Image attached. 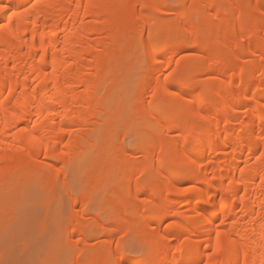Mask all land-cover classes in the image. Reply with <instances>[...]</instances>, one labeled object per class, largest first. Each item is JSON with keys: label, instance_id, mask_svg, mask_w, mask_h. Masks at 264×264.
<instances>
[{"label": "bare ground", "instance_id": "obj_1", "mask_svg": "<svg viewBox=\"0 0 264 264\" xmlns=\"http://www.w3.org/2000/svg\"><path fill=\"white\" fill-rule=\"evenodd\" d=\"M246 1H232L233 16L226 8L223 11L218 0H181L177 6L173 1L171 5V0H120L122 7L115 13L107 9L110 0H0V186L9 190L16 185L11 177L14 172L60 183L56 164L68 156L76 160L65 143L69 141V146L79 151L73 149L75 154L85 152L95 120L102 122L109 114V110L104 111L107 106L102 89L118 87L122 70L117 73V61L123 62L125 54H130L125 50L129 47L123 46L138 39L148 49L151 70L143 80L136 78L135 84L142 85L136 103L145 102L149 93L151 103L145 107L144 120L139 107L134 116L142 118L147 128L143 126L134 136L129 150L125 147L127 138L133 139L128 137L130 133L114 137L112 160L124 156L118 166L122 173L111 217L123 210L125 198L129 201L124 207L126 218L111 221L106 232L147 214L146 232L140 239L147 247L144 258L119 253L116 264H264V0ZM251 2L258 16H241L243 7ZM138 3L142 13L151 7L156 20L146 14L135 16ZM202 5L203 11L199 8ZM164 15L174 17L169 28L188 26L190 38L177 40L179 43L175 39L177 43L165 46L169 37L160 23ZM143 19L141 32L129 35ZM232 20L236 26L227 31ZM256 22L261 24L255 27ZM196 46V56H182ZM213 49L212 65H200L197 59ZM226 55H232L230 62L225 61ZM254 55L258 61L252 62ZM235 61L240 62L237 69ZM196 63L191 75L194 79L211 75L189 94L183 89L191 88L192 77L184 72ZM162 98L165 108L157 104ZM180 120L186 121L185 125L176 124ZM179 129L183 130L181 139L172 140ZM102 132L109 140L110 131ZM139 154L143 169L135 161ZM42 157L45 161L39 162ZM155 165H159V172L152 177ZM111 173L110 169L104 175L107 185ZM188 180L196 183L192 190L184 188ZM96 183H88L90 188L80 197L73 195V203L88 204ZM146 193L149 197L144 201ZM160 199L163 203L159 205ZM84 207L73 228L80 236L79 246L89 236L80 220L87 214ZM168 218H175L170 229L158 233L157 223ZM174 236L179 245H172L177 247L172 252ZM63 245L60 251L70 247ZM79 246L73 264H82L84 250ZM118 247L123 244L113 249ZM110 252L98 255L99 260Z\"/></svg>", "mask_w": 264, "mask_h": 264}, {"label": "rangeland", "instance_id": "obj_2", "mask_svg": "<svg viewBox=\"0 0 264 264\" xmlns=\"http://www.w3.org/2000/svg\"><path fill=\"white\" fill-rule=\"evenodd\" d=\"M110 1H111L110 4L107 5L108 11L114 13L118 12L122 7V3L120 2V0H110ZM172 1L174 2L175 5L172 4L173 3ZM180 1L181 0H171L170 3L171 5L177 6L176 4L179 3ZM232 1L233 0H230L229 3V0H218V3H221V5L223 6V11L226 8L225 11L227 13L229 12L233 16H235L236 15L235 10H233L230 5ZM241 1L245 2L246 0H241ZM138 4L136 5L135 8V16L146 14L145 17H147L148 15L150 16V18L156 20L157 15L155 12H153L151 7L144 10L142 13L140 4L139 6ZM253 4L254 3L244 6L240 12L241 16H252V17L258 16L256 12L257 8L255 7V4L254 5ZM252 5L253 8L251 7ZM199 8L202 11L204 10L203 5L200 6ZM211 13L214 14L213 11ZM224 16L225 15H223V17L222 16L220 17L225 19ZM161 18H160V23L162 24V29L165 31V35L169 37V40L164 41L165 46L171 47L173 44H175L177 40L181 42L190 38L187 33L189 29L188 26H185V28H180V29L169 28L167 25L169 21L174 17H170L169 15H164ZM144 22L145 19L141 20L140 23L136 24L132 30L128 31V34L133 36L134 34L140 33L143 28ZM253 23L255 24V21ZM256 24H257L256 26L254 25L255 27L259 26L261 22L260 23L256 22ZM230 26H231L230 28L227 27L228 29V30L226 29L227 31L231 30V28H234V26H236V20H232ZM214 30L215 29L213 26L210 37L214 34ZM255 39L256 38H252L253 43H257L258 40ZM136 40H137L135 41L136 44L133 43L134 40H130L131 42L129 41V43L127 42V45L123 46V47H129L126 48L125 50L126 51L128 50L130 54L129 53L125 54L124 57L126 58L125 60L123 59V62L122 60L117 61L116 64L117 65L116 71H118L117 73L119 74L120 71L122 70L121 71L122 74L120 73L118 79L119 81L118 87L116 89L113 86L108 89L106 88H103L104 90L102 89L101 97L102 98L106 97V99H104V101L106 100L104 102V106H107V108L103 106V109L105 108L106 110L104 111L107 112L109 110L108 112L109 114L103 117L102 119L104 125L102 122L99 121V119L95 120L94 122L95 124H93L92 126V131L89 138L90 144L87 145L85 144L87 148H83L85 152L83 151L82 154H75L74 151L75 152L77 151L78 153L79 151L76 148L70 147L68 143L69 141L66 139L68 141L67 143H65L66 145H68L67 149L72 151V153L74 154L73 158L74 159L76 158V160L71 159L72 160L71 162L70 160L71 156H68L67 160H66L67 157H65V160L56 164L55 170L56 171L60 170L59 172L61 173L60 179L61 178L62 179L60 180V183L57 184L56 182L57 180H56L55 181L56 183L53 182L54 183L53 185L51 181L48 182L47 177L42 179L37 177L33 179L27 175L25 176H27L28 178L30 177L32 180L30 178L29 179L24 178L25 179L23 180L24 183L23 182L21 183V179H23V177L25 176L23 175L19 176L18 173L14 172L12 173L13 175H11V177L18 183V185L17 183H15V181H13V183H15L16 185H13V187L10 188L9 190H6L7 187H5V185L0 186V191H1L0 192V264H73L75 254L77 253V252L75 253L77 249L76 246H79L77 245V242L80 238L78 232L75 231L76 228L74 230L73 228L77 225L76 220L79 218L80 211L84 206H85L84 208H86L87 214L84 215L83 217H80L81 218L80 220L83 222L84 226L87 227L86 229L88 230L87 232L89 233V236L87 242L79 246L82 249L81 251L84 250L82 252L83 253V257L81 260L82 264H116L117 256L121 252H125L134 257L136 256L137 258L145 257V250L147 244L146 242H144L143 245L140 239L141 236L144 235L146 232L143 226L146 222L147 214L141 213L136 218L131 219L129 222L123 224V227L117 228L109 233L106 232V229L109 228L111 221L114 220L120 222L124 218H126L127 213L124 207L126 208L129 201V198H125L124 202L122 203L123 210L111 217V213L116 208L114 201L116 200L115 197L117 195L116 190L118 186L119 176L122 173L121 172L122 170H120L118 166L124 156L120 154L119 156L115 157V160L114 159L112 160L110 156V152L115 142L117 141V139L114 137H116L115 135L118 133H125V132L127 134L130 133L128 134V137L129 138L133 137V139L129 140L127 138V145L125 147L127 150H129L131 148L129 147L131 146L130 143L132 144L134 142L135 139L134 136H137L138 135L137 133H141L140 131L143 129V126L146 127V124L144 123L145 121H143L144 115L146 114L145 107H147L151 103L150 101L151 99H149L151 93H149V97L145 98V102H143L144 104L140 103L139 105L136 103L137 96L141 92L140 89H142L141 87L142 85L135 84L136 78L143 80L144 79L143 75L148 74L151 70V66L149 64L148 49L145 46H143L142 41L139 42L138 39ZM131 44H132V48H131ZM197 48L198 47L196 46V48L194 49H189L184 51L182 53L183 54L182 56L184 58H189V59L193 58L194 56L197 55L196 52ZM215 53H216V49H213L209 53L202 54L201 58L197 59L198 60L197 62L200 65L209 68L213 63V59H214L213 57ZM254 56L251 58V61L252 62H255V60L258 61L257 59L258 57L256 55ZM230 58L232 59V55L224 56L225 61L230 62L231 60ZM125 63L126 64L128 63L127 65L129 66L126 67L127 65L125 66ZM198 63L189 66V69L185 70L184 74L186 75L188 74L190 77H192L191 75H193L192 73L195 72ZM119 64L120 66L123 65L124 66L120 67ZM239 65L240 62L235 61L236 69L239 67ZM119 68H121V70ZM210 75H211L210 73H206L200 76V78L198 77L194 79V77H192L191 88L183 89V91L192 94L193 90H195V88H197L198 85H200L201 83H204L207 80V78L210 77ZM197 79L200 80L198 81ZM111 82L109 81L110 86L113 85L112 80ZM178 87L177 90L180 89ZM204 92L205 90L203 91V93ZM102 93L104 95H102ZM214 100H215L214 97L210 98L211 102H214ZM157 104H161L164 107L165 106L164 98H162L160 100V103ZM138 107H139V111L143 112L139 115L140 117H143V120L142 118H140L141 121L143 122H141L140 119L137 120V116H134L135 110L138 109ZM175 112L176 113L178 112V108H176ZM136 122H141V123L138 124ZM185 122L186 121L184 120H180L177 121L176 124H178L179 126H183L185 125ZM105 129H108L110 131V134H108V136L109 135L110 136L107 137L109 140L104 139L107 136V134L103 133L102 130ZM181 131L183 132V130L181 129L175 131L173 133L172 140L174 139L179 141L181 139L180 136L183 134ZM133 132H135L136 134L134 133L135 134L134 135ZM126 133L125 135L127 137ZM104 134L106 136H103ZM101 144L104 145L102 146L103 147L102 149L100 148ZM73 149L75 150L73 151ZM86 149L88 152L86 151ZM95 154H97L98 156L97 155L95 156ZM75 155L77 157H75ZM139 155L140 157H137L135 161L138 164L139 169H143L141 168L144 167L142 154ZM69 160L71 162V165H69L70 164ZM42 161L43 162L45 161L43 157L39 159V162ZM108 162L109 163L111 162V164H109ZM76 163H78L79 165ZM113 163L115 166L113 165ZM109 165H111L110 166L111 168L109 167ZM107 166L112 170V173L110 175L111 182L109 185L105 184L106 181L104 182L105 173L110 171V169ZM155 166L153 167L154 170H152V172L154 173V174L152 173L153 175L152 177H156L159 172V165H155ZM44 170L45 172H47L46 168ZM1 175L3 176L2 172ZM17 177L18 179L19 178L20 179L18 180ZM96 180L98 181V183H96L97 184L95 186L96 191L94 190L93 192L95 195L93 194L91 201L88 202V204L86 205L80 202L74 204L72 196L74 195L75 197L77 196L80 197L79 195H81L83 192H86L90 188L91 181L96 182ZM67 186H69L70 188H68ZM195 186L196 183L194 180H188L184 184V188L186 190L187 189L192 190ZM1 188L3 189V191ZM69 189H73V190L69 191ZM148 197L149 195L146 193L142 199L145 201L148 199ZM162 201L163 200L160 199L158 201V204L159 205L162 204L163 203ZM142 204L144 203L142 202ZM87 206H89L90 209L92 208L90 210L91 212H89V208ZM96 206L97 208L95 209ZM174 221L175 218H170V219L168 218L162 221L161 223H157L158 226L157 232L163 234L164 232L167 231V229L168 230L170 229L169 227L173 224ZM66 235H68L67 236L68 238L66 237ZM68 239H70V241H68ZM171 242H172L170 243L172 249L171 251L175 252L177 247L176 248L173 247H175L176 244L179 245L178 243L179 238L177 237L175 238L174 236ZM118 243H122L123 247H118L113 249ZM63 244H65V246L68 244L70 247L67 246L65 247V250L60 251L59 248L64 246ZM172 245L175 246L172 247ZM109 249L111 250V252L109 253L108 257L100 261L98 255L109 251ZM157 256L158 255H156L155 257ZM123 264H131V263L125 262Z\"/></svg>", "mask_w": 264, "mask_h": 264}, {"label": "snow or ice", "instance_id": "obj_3", "mask_svg": "<svg viewBox=\"0 0 264 264\" xmlns=\"http://www.w3.org/2000/svg\"><path fill=\"white\" fill-rule=\"evenodd\" d=\"M13 15H16V13H13Z\"/></svg>", "mask_w": 264, "mask_h": 264}]
</instances>
